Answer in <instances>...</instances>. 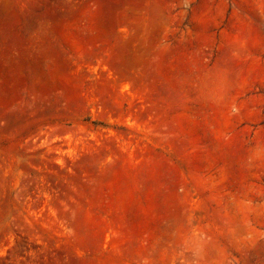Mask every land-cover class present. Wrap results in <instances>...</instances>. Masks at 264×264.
Returning <instances> with one entry per match:
<instances>
[{
    "label": "rangeland",
    "instance_id": "obj_1",
    "mask_svg": "<svg viewBox=\"0 0 264 264\" xmlns=\"http://www.w3.org/2000/svg\"><path fill=\"white\" fill-rule=\"evenodd\" d=\"M264 0H0V264H262Z\"/></svg>",
    "mask_w": 264,
    "mask_h": 264
},
{
    "label": "bare ground",
    "instance_id": "obj_2",
    "mask_svg": "<svg viewBox=\"0 0 264 264\" xmlns=\"http://www.w3.org/2000/svg\"><path fill=\"white\" fill-rule=\"evenodd\" d=\"M262 264H264V259H263V263Z\"/></svg>",
    "mask_w": 264,
    "mask_h": 264
}]
</instances>
